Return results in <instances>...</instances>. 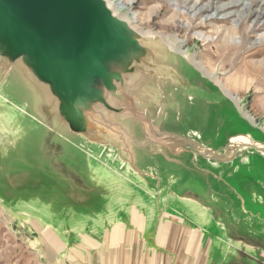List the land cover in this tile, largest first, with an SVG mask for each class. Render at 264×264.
<instances>
[{"label":"water","instance_id":"1","mask_svg":"<svg viewBox=\"0 0 264 264\" xmlns=\"http://www.w3.org/2000/svg\"><path fill=\"white\" fill-rule=\"evenodd\" d=\"M90 1L96 11L78 18L48 12L45 0H0V202L60 235L74 233V220L101 217L81 232L97 239L114 224L131 232L110 218L144 190L164 193L211 211L210 243L239 245L243 262L264 264L241 245L256 248L250 242L264 235L233 233L247 225V198L264 205L249 161L253 152L264 158L255 136L264 133L161 37L120 20L109 0ZM5 10L11 22L1 26ZM49 19L67 25L57 43L48 39ZM242 169L250 173L244 193L245 183L226 181Z\"/></svg>","mask_w":264,"mask_h":264},{"label":"rangeland","instance_id":"2","mask_svg":"<svg viewBox=\"0 0 264 264\" xmlns=\"http://www.w3.org/2000/svg\"><path fill=\"white\" fill-rule=\"evenodd\" d=\"M256 1L262 2L264 0ZM193 2V0H116V3L126 6L128 11L125 10L126 13L124 15H129L128 17L133 20V25L137 29L143 32L148 31L167 36L171 42L177 44L181 51L191 55L204 71L206 70L210 74L214 73L215 77L218 78L219 82L225 86L229 93L237 101L243 103V108L255 122L264 128V63L262 62L264 60V52L257 56H251L250 52H248L252 43H255L259 39H263L264 41V29L252 34L251 38L241 39L244 31L248 32V28L253 20H246L244 25H241L242 18L245 17L246 12H242V9H240L237 13H240L242 18H232L228 23L216 20L206 22L211 17L220 19L223 17V14L215 16L214 11L203 14L199 17L197 23L205 22L206 27L185 32L181 28L188 26V18L192 17L193 14H187L183 6L187 3L192 5ZM245 3H249V1L246 0ZM189 5H186V8ZM186 14L187 16H185ZM254 63L260 65L255 64V66ZM237 71H241L240 76L236 74ZM232 79H237L240 82V86H233ZM237 115L238 113L235 117ZM255 136L260 140H264V134L262 136V134L255 133ZM249 161L250 165L257 169L258 179L261 180L264 187V158L259 153L253 152ZM249 175L250 173L247 172L246 176L245 170L242 169L238 172L237 176L227 177L226 181L228 184L240 188L247 182L248 179L246 181L245 179ZM245 187H248L246 183L242 186L243 193L245 192L244 189H248ZM262 196L264 198V195ZM117 198L119 201L123 199L120 196H117ZM259 204L247 198L248 222L246 226L240 229L235 228L233 231L235 235L244 236L245 239L248 236L257 238L261 234L264 235V205L262 206L261 202ZM107 211L112 212V209L108 208ZM91 214L94 215L96 213L92 212ZM25 215H29V213ZM87 216L81 221L74 220L76 223L67 224V228L75 233L62 235L61 239L73 240L74 242H70L73 244H69L63 240V247L60 249L59 245L56 247L55 245L50 246L47 238L41 233L42 230L49 228L47 227L48 225L40 224L35 220H28L29 218L21 215L20 210L0 202V264H72L69 260L72 257L75 260L79 259L78 256L81 255L80 251L86 246L85 242L81 240L83 235L80 236L78 233L80 230L81 232L85 230V233H90L94 222H98L96 219L101 218L98 217V213L96 214L98 218L95 219L90 214ZM43 220L45 221V219ZM91 220L92 223H89ZM105 221L107 224V220ZM82 223L83 226H79ZM62 224V222L55 221V225H57L60 233ZM110 227H112L110 233L115 235V227L112 225ZM218 230V228L214 227L211 229V233L218 235ZM184 232L189 233L193 239H196L193 243H196L199 251L211 250V243L207 241L208 235L202 229L200 231L189 229V231ZM102 234H106V230ZM253 240L254 242H250L252 243L251 245L258 243V247L252 248L246 244L247 242H243L241 244L243 250H248L249 256H264V236L263 241L259 239ZM59 242L61 244V240ZM162 244L163 247H166L163 251L174 249L189 251L190 249V244H185V248L179 244L169 242H163ZM115 245L117 244L115 243ZM144 245L150 251L155 249L150 243H145ZM110 246H113V244L110 243ZM139 246V248H143V243H140ZM71 247L76 252H71ZM49 248H51L50 251ZM64 249L66 252H64ZM65 254L68 255V260L65 258Z\"/></svg>","mask_w":264,"mask_h":264},{"label":"bare ground","instance_id":"3","mask_svg":"<svg viewBox=\"0 0 264 264\" xmlns=\"http://www.w3.org/2000/svg\"><path fill=\"white\" fill-rule=\"evenodd\" d=\"M5 1H7V0H5ZM45 1L49 6V8L46 9L48 12L51 13L53 11H56L58 13H68V15L77 16L78 18L81 15H87L86 14L87 11L95 12L97 9V7L90 0H45ZM193 1L194 2L192 5L191 4L189 5L187 3V4H184V6H183L186 9L187 14L188 13L193 14L192 17L188 18L189 19L188 26L185 28H181V30H183L185 32L188 30H193V29H197V28H205L206 27L205 22L197 23V20H199V17L203 14H207L211 11H214L215 16L223 14V17H221L220 19H216V17H211L210 19H207L206 22H208L210 20H212V21L216 20L219 22L228 23L232 18H236V19L242 18L240 13H237L238 10H240V9H242V12H246L245 17L242 18L241 25H244L246 20H251V19L253 20L250 27L248 28L249 29L248 32L244 31V35H242L241 39L249 38V37L251 38L252 34L264 29V1L260 2V1H256V0H248L249 3H245L246 0H193ZM109 3L113 4V6L115 8V11H113V14L116 15L120 20L128 21L133 26V28L135 30H137L138 32H140L143 35H153V36L155 35V36L161 37L163 39V41L168 43V45L173 48L174 51L181 54L182 56H185L203 75L207 76L215 84H217L221 88V90L224 92V94L235 103L238 111L240 112L241 119L245 122L246 125L251 126L252 128H259L264 133V128L255 122V120L243 108V103L241 101H240L241 103L239 101H237L235 99V97L229 93V91L225 88V86L223 84H221V82H219L218 78L215 77L214 73H212V74H210L209 72L207 73L206 70H205L206 71L205 72L202 69V67L199 65V63L191 55L181 51V49L178 48L177 44H175L174 42H171L167 38V36H165V35L163 36L159 33L157 34V33L148 32V31L143 32V31L137 29L133 25V20L130 17H128L129 15L128 16L124 15V13H126L125 10L128 11L126 9L125 5L116 3V0H109ZM186 5H189V7L186 8ZM116 11L118 12V14ZM7 12H9V11H7V10L3 11V14L1 17V26H4V24L6 22H11V20L8 19L9 15ZM187 14L185 16H187ZM185 16H184V18H185ZM48 24H49L48 34H47L48 39L51 43H57L59 40H61L64 37V35L61 33V31L63 28H67V25L62 20L51 21L50 19L48 20ZM241 25H240V28H241ZM18 27L20 28L21 26L19 25ZM245 30H247V29H245ZM4 31H5L4 29H0V43H2V44H4V42H2V40H1V37H2L1 34H3ZM74 52H76V51H74ZM248 52H250L251 56H257L260 53H263L264 52V41H263V39H259L255 43H252L250 50H248ZM75 54H77V52ZM262 62L264 63V60ZM255 64L258 66L260 65V64L254 63V65ZM240 72L241 71H237L236 74H238L240 76ZM232 82H233V84H232L233 86H235V87L240 86V82H238L237 79L236 80L232 79ZM240 140H242V139H240ZM112 226L115 227L114 228V232H116L115 235L110 233V231H112V227H109L106 230V234H101L97 239H91L89 237L82 236V233L80 230L78 235L82 236L81 240H83L85 242L86 246H84L83 247L84 249L80 251L81 255L78 256L79 259L75 260V258L72 257L71 260H69V261L72 264H100V262L102 261L101 255H108L107 252H113V253L118 252L119 254L130 252L131 254H134V253H138L142 250L143 251L145 250V248H139V249L137 248V244L134 243L135 242L134 241V239H135L134 234L132 232L128 233L126 231L127 229H125L123 227V225L114 224ZM47 227H49V228L42 230L41 233L43 234L44 237L47 238L48 244L50 246L55 245V247L59 245L60 249H62L63 240H66V239H61V236L66 235V234H62V235L57 234L51 228L50 225ZM72 235H74V234H72ZM164 236H165V232H161L159 234L158 239L164 238ZM59 240H61V244H60ZM190 241L194 242L193 237H191L189 239V242ZM189 242H188V244H189ZM110 243H112L113 246L109 247ZM115 243L117 245L114 246ZM64 247H66V246H64ZM50 249L51 248H49V251H50ZM71 249H72L71 252H76V250H74V248L71 247ZM189 251H198V247H197L196 243L190 244ZM64 252H66L65 249H64ZM96 256H100V257L96 258ZM65 258H67V260H68V255L65 254ZM107 260H110L109 256H108Z\"/></svg>","mask_w":264,"mask_h":264},{"label":"crops","instance_id":"4","mask_svg":"<svg viewBox=\"0 0 264 264\" xmlns=\"http://www.w3.org/2000/svg\"><path fill=\"white\" fill-rule=\"evenodd\" d=\"M144 191L143 200L134 198L135 203L129 204L127 208H122V210L114 211L110 219H123L127 226H132L131 232L134 234V243L137 244L138 249L139 244L143 243L145 250L134 254L130 252L121 254L107 252L108 255H101L100 264H252L241 260L240 252L242 249L239 245H222L221 240L211 241L213 244L209 251H187L183 249L163 251L166 248L163 247V242L179 244L185 248V244H188L192 236L184 232L189 231L184 230V227L190 225L192 227L188 228L190 230L197 229L200 231L202 229L205 232V228L215 224L214 219L210 210L197 206L190 201L173 198L164 193L155 196L146 190ZM123 204L120 205L123 206ZM138 206L142 212L136 211ZM185 222L188 224L185 225ZM137 226H140L141 229ZM161 232H165V236L158 239ZM208 241L210 242L209 239ZM145 243H150L155 249L148 250L144 245ZM192 243L193 241L189 242V244ZM245 252L248 253L247 250ZM108 256L110 260H107ZM99 257L96 256V258Z\"/></svg>","mask_w":264,"mask_h":264}]
</instances>
